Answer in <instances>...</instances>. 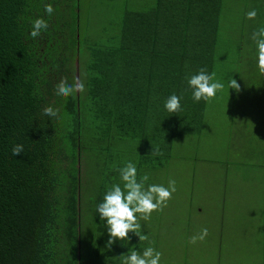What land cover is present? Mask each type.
I'll return each instance as SVG.
<instances>
[{
    "label": "trees",
    "instance_id": "1",
    "mask_svg": "<svg viewBox=\"0 0 264 264\" xmlns=\"http://www.w3.org/2000/svg\"><path fill=\"white\" fill-rule=\"evenodd\" d=\"M225 2L154 0L80 54L77 0H0V264H85L87 253L110 249L96 206L119 173L113 146L145 142L139 166L164 168L175 140L200 135L204 121L207 102L192 99L186 77L205 68L223 80L257 66L252 33L264 25V0H242L235 39L223 35ZM37 18L49 26L34 39ZM75 60L84 91L57 96ZM172 94L176 113L164 107ZM49 105L54 118L42 114ZM14 144L24 147L18 156Z\"/></svg>",
    "mask_w": 264,
    "mask_h": 264
},
{
    "label": "rangeland",
    "instance_id": "2",
    "mask_svg": "<svg viewBox=\"0 0 264 264\" xmlns=\"http://www.w3.org/2000/svg\"><path fill=\"white\" fill-rule=\"evenodd\" d=\"M153 3L77 0L80 54L86 51V42H105L109 33L116 32L126 11L145 10ZM225 3L223 35L226 38L231 33L230 39H235L242 0ZM73 68L72 82L78 78L77 60ZM252 71L230 72L227 79L219 80L225 88L206 103L200 135L176 139L164 168L139 166L136 155L144 153L145 142L125 139L113 146L119 168L131 161L138 176L149 175L147 184L167 187L169 179H174L177 191L163 211H154L149 220L139 221L147 241L140 242L129 233L127 242L117 240L108 251L87 253L83 263L121 264L120 256L129 249L142 252L153 246L162 253L160 264H264V74L256 65ZM230 77L239 83L238 92L228 88ZM88 163L81 165L84 181L85 169L93 168L92 159ZM116 183L122 186L119 173ZM102 224L108 240L106 221ZM202 228L208 229L207 237L190 244L189 238Z\"/></svg>",
    "mask_w": 264,
    "mask_h": 264
},
{
    "label": "clouds",
    "instance_id": "3",
    "mask_svg": "<svg viewBox=\"0 0 264 264\" xmlns=\"http://www.w3.org/2000/svg\"><path fill=\"white\" fill-rule=\"evenodd\" d=\"M45 12L51 16L54 12L52 4H45ZM257 16L255 9L246 13V18L254 20ZM48 22L43 18H37L31 22L30 36L37 38L42 31L48 28ZM252 40L257 48V67L261 74H264V25L258 27L252 33ZM189 87L192 89V99L196 102L204 100L211 102L218 92L225 88V84L216 79V73H208L205 68L199 69L195 74L186 77ZM228 88L240 90V85L236 79L229 78ZM84 84L78 78H73L69 84L66 80H61L55 85V94L60 97H68L76 92H83ZM181 97L176 94L170 95L164 107L169 113L181 111ZM58 109L51 105L42 110V114L48 117H56ZM24 150L22 144H14L12 155L18 156ZM153 156H162L159 148L152 149ZM121 183H114L108 187L103 201L96 206V213L101 221H106V229L109 239L106 247L111 248L117 241L127 242L130 239L129 233L138 237L140 242L147 241L148 235L142 233L140 220H149L154 211H163L167 207V202L172 198V194L177 191L176 181L169 179L167 187L162 184H147L150 177L147 173L138 176L136 164L129 161L123 167L117 169ZM208 235V229L202 228L198 234L189 238L190 244L203 241ZM162 253L155 247L148 246L143 251L135 248L129 249L127 253L120 256L121 264H160Z\"/></svg>",
    "mask_w": 264,
    "mask_h": 264
}]
</instances>
